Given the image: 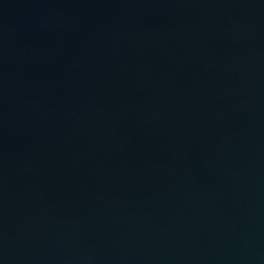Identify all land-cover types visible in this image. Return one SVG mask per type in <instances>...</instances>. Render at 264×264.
<instances>
[{"label": "water", "instance_id": "95a60500", "mask_svg": "<svg viewBox=\"0 0 264 264\" xmlns=\"http://www.w3.org/2000/svg\"><path fill=\"white\" fill-rule=\"evenodd\" d=\"M0 264H264V0H0Z\"/></svg>", "mask_w": 264, "mask_h": 264}]
</instances>
